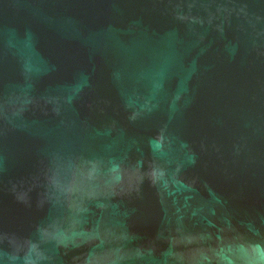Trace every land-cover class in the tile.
I'll return each mask as SVG.
<instances>
[{
  "label": "water",
  "instance_id": "water-1",
  "mask_svg": "<svg viewBox=\"0 0 264 264\" xmlns=\"http://www.w3.org/2000/svg\"><path fill=\"white\" fill-rule=\"evenodd\" d=\"M264 237V0H0V264H200Z\"/></svg>",
  "mask_w": 264,
  "mask_h": 264
},
{
  "label": "clouds",
  "instance_id": "clouds-1",
  "mask_svg": "<svg viewBox=\"0 0 264 264\" xmlns=\"http://www.w3.org/2000/svg\"><path fill=\"white\" fill-rule=\"evenodd\" d=\"M4 258L13 264H41L43 259L31 249L23 257L5 253ZM200 264H264V237L250 234L246 242L222 243L204 252Z\"/></svg>",
  "mask_w": 264,
  "mask_h": 264
}]
</instances>
